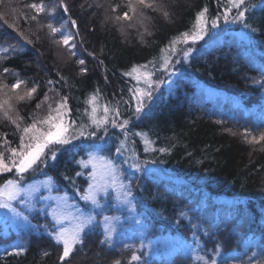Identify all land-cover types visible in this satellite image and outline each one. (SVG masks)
I'll return each instance as SVG.
<instances>
[{
	"label": "trees",
	"instance_id": "16d2710c",
	"mask_svg": "<svg viewBox=\"0 0 264 264\" xmlns=\"http://www.w3.org/2000/svg\"><path fill=\"white\" fill-rule=\"evenodd\" d=\"M32 3H43L45 12L36 13L28 7ZM157 3L169 13L167 18L149 9L141 16L138 9L131 21H114L113 17L128 11L127 0H63L67 12L61 0L0 3V49H7L0 51V81L8 85L17 79L25 81L21 92L37 87L31 100L16 105L24 123H31L32 114L46 115L48 103L55 107L61 97L68 98L69 119L87 123L84 110L90 109L86 101L92 94L98 96L100 105L118 107V120H129L125 130L109 124L107 132L101 129L96 137L73 140L55 160H48L47 165L26 176L51 175L58 186L54 191L77 201L91 182V169L82 167L81 159L89 152L107 156L118 165V175L128 183L136 210L148 226L144 240L171 233L196 248L195 253L177 249L168 256L150 255L140 244V237L132 234L136 231L129 220L120 224L119 234L110 244H101L102 217L128 216L126 209L115 203V192L110 191L107 199L112 202L104 205L103 211L79 200L86 211L95 213L96 221L85 230L83 247L77 246L63 264H113L116 260L120 264H204L197 256L214 258L216 264H262L264 142L247 143L243 132H264V0H245L249 28L223 20L225 0ZM205 7L209 34L195 44L177 43L176 52H171L173 39L192 30L196 14ZM52 8L55 10L49 12ZM218 15L217 27L211 28V19ZM139 17L143 18L142 29L134 23ZM49 23L72 35L69 45L75 47L71 51L56 42L62 32L52 34ZM189 48L192 51L185 58L183 51ZM166 56H171V63L164 70L161 63ZM79 60L84 64L77 63ZM143 65L147 69L140 68L141 72L162 70L163 83L145 111L137 115L130 91L137 85L135 74L125 73ZM5 68L9 72L5 73ZM81 68L86 71L81 72ZM49 80L54 83L49 85ZM202 85L224 90L225 97H203ZM45 93L50 100L37 109ZM3 133H7L11 146L18 145L15 126L0 119ZM121 140H126L121 152L125 157L160 167L155 172L127 170L116 152ZM10 175L0 174V182ZM41 202H34L32 211L16 206L29 217L28 225L12 228L9 219L1 217L0 264H62V245L50 235L54 221L47 213L52 202L48 206ZM18 247L25 251L14 254ZM133 253L140 260L133 261Z\"/></svg>",
	"mask_w": 264,
	"mask_h": 264
},
{
	"label": "snow or ice",
	"instance_id": "6c2138e0",
	"mask_svg": "<svg viewBox=\"0 0 264 264\" xmlns=\"http://www.w3.org/2000/svg\"><path fill=\"white\" fill-rule=\"evenodd\" d=\"M3 0H0L2 3ZM63 5V0H61ZM245 0H225L224 10L222 15L223 20L229 19L234 22H240L244 24L245 28H249L250 25L245 23L247 8L243 7ZM36 13L45 12V6L43 3H32L28 5ZM114 6L113 11H116ZM126 7L128 11L123 12L122 15H117L112 19L114 21L129 20L131 21L137 14L138 9L140 15L143 16V10L149 9L152 11L160 12L165 18L169 16V13L164 10L162 4H158L157 0H127ZM64 11L67 12L68 8L63 5ZM236 10L235 15H232L233 10ZM55 9H48L49 12ZM132 15H129V13ZM208 9L205 7L201 9L195 17V23L190 31L180 33L170 44V51L175 53L177 43L188 44L191 41L195 44L197 41L203 40L209 34V18L207 15ZM221 16L218 15L211 19V28H216ZM32 19H36L35 16ZM147 19V17H145ZM7 22V21H6ZM143 22V21H141ZM73 25L76 24L72 21ZM15 27V24L12 25ZM52 34L60 32V29L54 27L53 24L47 25ZM147 31V28H145ZM255 31V29H253ZM151 33H149L150 35ZM23 35V33H21ZM73 39L70 34H61L60 39L56 41L59 44L69 46V50L74 48L75 45H69V42ZM29 43L31 41L29 40ZM0 51H7V49H0ZM192 49L189 48L183 51V56L188 57L189 52ZM72 55H75L72 52ZM77 63L83 65L84 61L79 60ZM171 63V56L163 58L161 68L167 70ZM140 68L147 69V65L133 66L130 72H126L125 75L132 76L135 74L137 85L134 89H130L133 92V97L136 100L135 112L139 115L144 109L145 99H151L152 89L159 84L163 83L162 80H154V71H140ZM5 73L9 72V69L3 70ZM86 69L81 68V72ZM63 79V78H62ZM49 85L54 82L47 81ZM141 84L143 85L141 87ZM25 85V81L17 79L15 83L8 85L7 83L0 81V119L8 121L11 125H14L19 133V143L17 146H11V141L7 139V133L0 134V174L15 173L13 179H7L0 184V209L6 210L5 216L9 213L12 217H22L23 221L30 223L29 217L21 212L14 204L15 201H19L20 204L26 206L29 211L35 208L34 198L35 194L39 191V185L33 184L28 186H22V180L26 173L29 171H36L42 165H47L48 160H55L58 152L66 145L72 143L73 140H78L82 137H96L97 131L103 129L107 132V126L111 124L113 127H119L122 130L126 129L129 124V120H118L120 117L119 108L116 106H109L108 104L100 105L98 103V96L92 94L86 103L90 106L84 110V114L87 116V123L83 121L79 124L75 120L69 119L71 109L68 106V98L61 97L55 102V107L51 103H48L50 97L48 93H45L43 99L36 105L37 109L45 103H48L47 114L44 116H38L32 114L33 118L31 123H24V117L21 116L17 110L16 105L20 102L31 100L33 95L37 92V87L34 85L31 88H27L23 92L20 91L21 86ZM49 91H55L54 88H50ZM23 123V126H22ZM92 129V130H88ZM228 132H232L231 129H226ZM235 135V133H232ZM125 135L127 133L125 132ZM138 135L144 136V133H138ZM243 138L245 142L250 144H259L264 142V132H260L259 135L252 134L250 129H244ZM145 143H149L145 140ZM126 147V140H121L119 146L116 147V152L121 153ZM102 150V148H100ZM166 149L161 148L160 151ZM89 159L87 161H80V163L91 164L92 172L89 173L90 183L88 189L81 195V199L85 202H91L95 208H99L101 211L104 209V205H101L99 195L101 193L107 194L108 189L123 188L122 184L118 183L119 169L114 163L113 159L107 156L98 155L97 152H89ZM127 162V161H126ZM132 168L139 169L140 165L133 163L130 165ZM82 173H77L81 175ZM68 179V177H65ZM43 185L51 191L53 187L52 178L48 177L46 181L41 182ZM123 201L131 206V200L128 197L131 196L130 191H124L122 193ZM41 200H55L57 203L51 206L50 211L47 213L51 215L54 224L53 231L50 233L52 238L58 245H62V254L59 256V260L66 261V258L74 252L77 246L81 248L85 242L86 229L90 230V226H93L96 217L92 212L74 213L69 211L73 206L69 204L67 193L64 195L39 197ZM119 220V217H103V240L101 244L111 243L112 236L116 232L115 222ZM71 221L70 226H65V222ZM127 247V246H126ZM23 247L14 249V254H20L24 252ZM47 254V253H45ZM131 259L133 261L140 260V257L135 253L132 254ZM196 259L203 260L204 264H216V260H206L204 257L197 256ZM113 264H120L119 260L113 262ZM255 264V262H253ZM264 264V262H262Z\"/></svg>",
	"mask_w": 264,
	"mask_h": 264
},
{
	"label": "rangeland",
	"instance_id": "374dc122",
	"mask_svg": "<svg viewBox=\"0 0 264 264\" xmlns=\"http://www.w3.org/2000/svg\"><path fill=\"white\" fill-rule=\"evenodd\" d=\"M142 17H139L138 20H136L134 23L136 25V27H140L141 29L143 28L144 26V23L141 22L142 21ZM131 24V23H130ZM134 25V24H133ZM130 28V27H129ZM62 34H69L68 31H64L62 30V28L60 29ZM71 42V41H70ZM162 71V70H161ZM161 71H155V74L153 76V79L154 80H162L163 78V73ZM134 84H137V81L136 83L134 82ZM161 84H159L158 86L154 87L151 91H152V96L151 98L153 97V94L154 92L158 91L160 89V86ZM143 85L141 84V87ZM135 87V86H134ZM202 90H203V97L205 98H224L225 97V91L224 90H221V89H217V88H214V87H211V86H208V85H202ZM132 99H133V102L135 104V107H136V100L135 98L133 97V94H132ZM150 100L151 99H145L144 101V109H143V112L145 111L147 105H149L150 103ZM121 156H119L121 158V163H123V165L126 167L127 170H131V171H139V170H145V171H148V172H155L156 169H158V167H160L159 165H148V164H145L142 163L141 161H139L138 159H134L132 160L131 157H125L124 156V153H119ZM98 155H101L98 153ZM87 157L86 158H82L81 161H87L89 159V156L86 155ZM103 156V155H101ZM124 156V157H123ZM114 161V160H113ZM127 161V162H126ZM115 163V161H114ZM133 163H136V164H139L140 165V168L139 169H136V168H132L130 167L131 164ZM116 164V163H115ZM81 165H83L82 167L84 168H90L91 169V172H92V165L91 164H85V163H81ZM116 166L118 167V165L116 164ZM32 172V171H30ZM29 172V173H30ZM90 172V173H91ZM35 173V172H34ZM7 174V173H6ZM28 173H26L23 177V180H22V186H28V185H33V184H36V185H39V191L35 194V198H34V201L33 202H36L37 201H42L41 203H47V206L48 204H50L51 202V206H54L57 202L55 200H41L39 199V196L40 194H43L42 196L43 197H48V196H56V195H64L63 193H56L54 191V189H56L58 186L56 185V181L55 179L51 176V175H41L39 177H34V178H27V175ZM48 177H51L52 178V182H53V187L51 188V191H49L48 188H46L43 183L41 182H44L46 181V179ZM13 178H16L15 177V173H11L10 176H8L7 179H13ZM5 179V180H7ZM4 180V181H5ZM3 181V182H4ZM3 182H0V184H3ZM118 183L119 184H122L123 185V188H120L119 191L117 190V188H109L108 189V192L107 194L110 192V191H113L115 192V197H116V200H113L115 201V203L120 206L121 208L123 209H126L127 211V214L128 216H123L122 214L120 215H110V214H105L104 216H109V217H119V220L115 222V225H116V232L113 234L112 237H115L119 234L118 232V227L120 226L121 223H123L125 220H129L132 225H133V228L135 229L136 232L132 233V234H136L137 236L140 237V244H144L148 253L150 255H161V254H165L166 256L174 253L177 249L179 250H182L184 249L185 252H192V253H195L196 252V248H194V246L190 243H188L187 241H185L180 235H175V234H171V233H161L159 234L158 236L154 237V238H150L148 240H144L147 232H148V226L147 224L145 223L144 219L142 218V216L137 212L136 210V207H135V204L133 202V197H132V194L130 197H128L129 200H131V206L129 204H127L126 202L123 201V196H122V193L124 191H128L127 189V185L128 183L126 182H123L119 175H118ZM39 194V195H38ZM107 194H103L101 193L99 195L100 196H104L102 197V200L100 199V203L101 205H108L110 204L112 201L107 199ZM68 197V196H67ZM79 200H81V198H79ZM77 200V201H71L68 197V202L70 205H72L73 207L69 209V211H72L74 213H89V211H86L81 205H80V201ZM15 206L17 205H20L22 206L23 204H20L19 201H15L14 202ZM89 205H91V207H94L91 202H88ZM25 206V205H24ZM51 206L49 208V211L51 209ZM95 208V207H94ZM95 209H99V208H95ZM6 210L4 209H0V219L1 217L4 215V212ZM48 211V212H49ZM94 215L95 213L92 212ZM51 216V215H50ZM103 216V217H104ZM96 217V215H95ZM103 217H102V221H103ZM6 218L9 219V227H12V228H17L19 227V225H28L29 223H26L23 221L22 217H18V218H13L12 217V214L9 213L8 216H6ZM1 221V220H0ZM71 224V221H68V222H65V226H70ZM102 226H103V222H102ZM126 227H124L125 229Z\"/></svg>",
	"mask_w": 264,
	"mask_h": 264
}]
</instances>
